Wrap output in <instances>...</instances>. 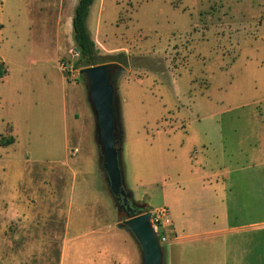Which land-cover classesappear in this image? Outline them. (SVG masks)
I'll return each instance as SVG.
<instances>
[{"label": "rangeland", "instance_id": "374dc122", "mask_svg": "<svg viewBox=\"0 0 264 264\" xmlns=\"http://www.w3.org/2000/svg\"><path fill=\"white\" fill-rule=\"evenodd\" d=\"M77 2L0 0V140L14 138L0 145L2 264H81L74 241L84 231L113 234L117 247L141 261L133 236L116 226L126 215L98 166L72 39ZM87 24L98 54L124 68V143L160 135L166 155L167 135L185 120H199L205 144L211 132L203 125L221 118L227 143V125L244 135L252 115L264 116V0H95ZM144 147L123 146L122 157L133 200L150 210L138 199L161 205L157 185H135L146 170L137 154ZM193 152L206 153L201 144ZM157 230L164 255L169 242Z\"/></svg>", "mask_w": 264, "mask_h": 264}, {"label": "crops", "instance_id": "0c3cea01", "mask_svg": "<svg viewBox=\"0 0 264 264\" xmlns=\"http://www.w3.org/2000/svg\"><path fill=\"white\" fill-rule=\"evenodd\" d=\"M251 118L253 124L244 135L227 125V143L217 117L203 125L211 132L204 133L205 144L198 138V119L180 123L167 135L166 155L159 146L160 135L124 143V148L132 143L145 146L144 156L137 154L146 170L135 185H157L161 195L159 206L146 198L138 200L151 212L161 206L167 210L164 264H264V116ZM200 144L206 153L193 152ZM92 232L76 234L77 262L135 264L124 247L112 242L113 234L103 241L90 236Z\"/></svg>", "mask_w": 264, "mask_h": 264}, {"label": "water", "instance_id": "95a60500", "mask_svg": "<svg viewBox=\"0 0 264 264\" xmlns=\"http://www.w3.org/2000/svg\"><path fill=\"white\" fill-rule=\"evenodd\" d=\"M123 70L117 63H100L81 67L78 74L94 118L99 169L117 212L126 215L116 226L129 232L137 242L140 264H163V250L152 224V212L133 200L132 191L125 182L124 130L118 85Z\"/></svg>", "mask_w": 264, "mask_h": 264}, {"label": "trees", "instance_id": "16d2710c", "mask_svg": "<svg viewBox=\"0 0 264 264\" xmlns=\"http://www.w3.org/2000/svg\"><path fill=\"white\" fill-rule=\"evenodd\" d=\"M95 0H78L75 5L73 16L71 19L72 25V39L74 42V50L79 53V61L82 62L83 66L96 65L100 63H106L107 60H104L103 56L98 54L95 42L91 37L87 19L90 13V8ZM119 57L125 60L129 57L125 54H120ZM140 58H132V60L137 61ZM75 65V64H74ZM5 74V69L0 64V77ZM14 138L9 136L7 138L0 140V145L6 146L13 143ZM145 206V204H141ZM158 235L159 232L157 231Z\"/></svg>", "mask_w": 264, "mask_h": 264}, {"label": "built area", "instance_id": "2783aa9c", "mask_svg": "<svg viewBox=\"0 0 264 264\" xmlns=\"http://www.w3.org/2000/svg\"><path fill=\"white\" fill-rule=\"evenodd\" d=\"M167 210L165 207L158 208L154 211H152V224L156 232L158 231V227H161L163 229V218L166 215ZM162 241L166 240L165 234H163L160 238Z\"/></svg>", "mask_w": 264, "mask_h": 264}, {"label": "flooded vegetation", "instance_id": "af4514ba", "mask_svg": "<svg viewBox=\"0 0 264 264\" xmlns=\"http://www.w3.org/2000/svg\"><path fill=\"white\" fill-rule=\"evenodd\" d=\"M121 213H123V212H121Z\"/></svg>", "mask_w": 264, "mask_h": 264}]
</instances>
